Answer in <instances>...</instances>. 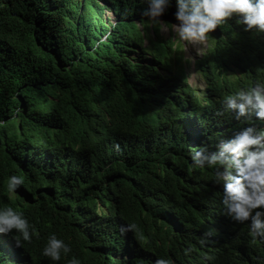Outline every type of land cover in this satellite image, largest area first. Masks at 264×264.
<instances>
[{
	"label": "trees",
	"instance_id": "16d2710c",
	"mask_svg": "<svg viewBox=\"0 0 264 264\" xmlns=\"http://www.w3.org/2000/svg\"><path fill=\"white\" fill-rule=\"evenodd\" d=\"M146 7L143 0H0V207L23 212L38 233L20 246L15 230L0 234V264H53L41 255L51 233L81 264H151L152 257L264 264L246 223L228 226L213 169L192 160L201 146L215 152L247 127L264 129V120L237 119L219 102L264 80V33L246 31L234 14L193 62L183 42L142 16ZM176 10L172 0L160 18L177 21ZM132 53L152 58L141 81L153 89L146 124L136 116L141 76L126 74L139 65L125 72L114 60ZM91 122L115 132L89 156ZM184 172L201 182L208 202L197 221L203 241L195 242L192 220L188 227ZM11 175L24 181L14 193ZM238 239L247 242L240 251Z\"/></svg>",
	"mask_w": 264,
	"mask_h": 264
},
{
	"label": "clouds",
	"instance_id": "9594fccd",
	"mask_svg": "<svg viewBox=\"0 0 264 264\" xmlns=\"http://www.w3.org/2000/svg\"><path fill=\"white\" fill-rule=\"evenodd\" d=\"M143 3L147 4L142 12L143 17L158 24L161 32L169 29L166 21L172 23L171 29L175 33V38L183 42L184 47L186 44L201 45L197 49V55H204L207 49L212 46L213 40L209 38L208 34L217 26L224 25L226 20L234 14L242 17L237 22L245 25L246 31L255 28L258 32L264 33V0H176L175 19L177 21L173 20L174 15L160 18L171 6L172 0H143ZM135 54L138 53L128 55ZM126 59L129 60V64H132L134 60L129 56ZM149 64H151V60L150 63L141 65L146 70L145 66ZM120 67L125 72L131 68L128 66L129 68L126 69L121 65ZM192 68L195 71L194 66ZM126 74L128 76L129 73ZM145 75L143 80L149 79L147 71ZM138 83L140 87L143 84L144 89L139 91L137 97L141 102V113L139 114L136 108V116L138 120L140 119L142 123L146 124L152 120L151 116L154 113L151 106L153 89L147 81ZM134 101L133 98V103ZM219 102L228 110H236L237 119L243 117L251 121L255 116L259 120H264V80H258L252 86L240 88L232 94L223 96ZM144 110L147 111L145 114L148 112L149 114L144 115ZM4 123L6 120L3 121ZM96 123H90L93 129L91 134L93 141L86 149L89 156L92 147L96 146L99 141H105L106 138L112 137L115 132V126H111L107 130L104 127L99 131ZM133 141L138 142V139ZM103 146H105V142ZM83 153L86 154L85 151ZM85 156L89 158L88 155ZM192 160L193 164L199 168L213 169V182L222 186L220 203L223 206L222 211L228 226L238 228L244 227L246 223L244 228L250 236L258 239L261 249L264 251V129L257 130L247 127L236 133L233 138L221 143L218 151L215 152H209L207 146H201L193 154ZM193 175L196 177L195 172ZM184 176V207L189 222L188 227L192 220L193 227L197 230L195 242L198 238L203 241V227L197 221L199 222L200 217L207 212L208 202L200 194L203 192L205 195L201 182L190 177L189 172H184ZM23 182L21 177L11 175L8 177L7 190L14 193ZM135 227L134 224L129 226V228ZM13 230H15L14 239L18 246L21 245V241H31L34 236H38L35 227L23 212L9 206L0 207V234H9ZM236 241L237 239L234 243ZM238 241L239 245L234 248L240 251L242 246L247 245V242L243 239H238ZM71 252L70 243L59 238L56 233H51L41 250V255L47 257L53 264H57L62 259L65 264H81L80 259L75 255L69 257ZM151 260H153L151 264H169L168 260L163 258L156 260L152 257ZM133 263L135 264V262Z\"/></svg>",
	"mask_w": 264,
	"mask_h": 264
},
{
	"label": "rangeland",
	"instance_id": "374dc122",
	"mask_svg": "<svg viewBox=\"0 0 264 264\" xmlns=\"http://www.w3.org/2000/svg\"><path fill=\"white\" fill-rule=\"evenodd\" d=\"M161 21L163 20V19H160ZM163 22H165V21H163ZM139 24H141V23H139ZM172 27H169V29L167 30V31H165V32H162V35L164 36V37H166V38H170V37H175V33H174V31L171 29ZM213 32H215V34H217L216 33V29L215 30H213ZM176 39V38H175ZM178 39H176V41H177ZM179 41V40H178ZM186 43V42H185ZM201 47V45H199V44H186V47H185V52H186V54H185V56L187 57V58H190V59H192L193 60V62L195 61V60H197V59H199V58H201L202 57V55H197V49L198 48H200ZM207 52V51H206ZM129 56V58H133L134 60L132 61V64H134V65H140V66H137V67H131V68H129V70H130V72H129V74H128V76H130V77H134V78H136L137 77V75H140L141 76V80L140 81H142L143 79H144V77H146V75H145V73H146V70L144 69V67H143V65H141V64H148V63H150V60L152 59L150 56H147V55H144V57L145 58H143L144 60H139V59H137V57L139 56V54H135V55H128ZM127 56V57H128ZM126 57V58H127ZM102 58H104V57H102ZM121 58V57H120ZM115 58L114 60H115V63L117 64V65H121V66H124V67H128L129 66V62H128V60L124 57L123 59L121 58ZM72 62V61H71ZM71 65V64H70ZM189 72H190V76H191V78H190V80H191V82H193V83H196L197 85L200 83V80H198V76H197V74H196V72L194 71V69L192 68L191 70H188ZM139 84V83H138ZM138 86H140V85H138ZM141 87H142V89H141V91H143V89H144V86H143V84L141 85ZM150 89H151V87H150ZM140 91V92H141ZM139 92V93H140ZM138 93V94H139ZM134 96V95H133ZM134 98H135V102H136V97L134 96ZM140 98L142 99V95L140 96ZM143 107H144V105H143ZM137 108V110L139 111V109H138V107H136ZM145 112H147L146 110H144V115H148L149 114V112L147 113V114H145ZM10 119H12V118H10V117H7L6 118V123L7 122H9L10 121ZM5 121V120H4ZM2 124H3V122H2ZM2 124H1V126H2ZM6 134H10V131H7V133ZM193 182V181H192Z\"/></svg>",
	"mask_w": 264,
	"mask_h": 264
}]
</instances>
